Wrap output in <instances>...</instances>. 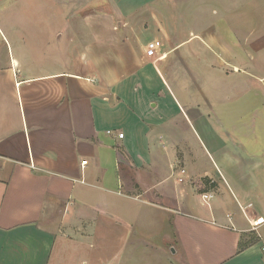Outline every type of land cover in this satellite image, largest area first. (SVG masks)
Masks as SVG:
<instances>
[{"label": "crops", "instance_id": "0c3cea01", "mask_svg": "<svg viewBox=\"0 0 264 264\" xmlns=\"http://www.w3.org/2000/svg\"><path fill=\"white\" fill-rule=\"evenodd\" d=\"M35 2L0 0V264H128L140 252L118 229L146 206L170 212L187 264H264V154L213 138L225 125L211 122L197 79L213 67L218 26L193 46L194 35L174 39V0L149 11L95 0L90 14ZM152 40L161 47L147 56ZM204 177L212 192H201Z\"/></svg>", "mask_w": 264, "mask_h": 264}, {"label": "rangeland", "instance_id": "374dc122", "mask_svg": "<svg viewBox=\"0 0 264 264\" xmlns=\"http://www.w3.org/2000/svg\"><path fill=\"white\" fill-rule=\"evenodd\" d=\"M137 1L142 7L147 4L148 11L154 6L153 0H121V7L130 9L137 5ZM51 2L52 0L45 2V5L57 10V3ZM66 2L67 10L80 7L83 12L90 14L94 6L91 3L95 0ZM41 4L42 2L36 0L34 7ZM173 5L174 17L170 26H174L172 31L175 32L176 42L194 35L189 42L193 46L196 43L200 45L199 40L203 37L201 32L205 25L218 26V32L213 39L220 49L216 46L215 57L210 54L209 58L213 67L206 69L204 66L197 78L205 82L203 87L208 96V108L212 113L209 115L211 122L225 125L216 130L218 136L215 134L213 138H219L222 144H240L252 155L264 154V0H174ZM54 9L48 10L52 12ZM40 19L42 17H36L34 23L37 26L45 25ZM57 23L55 21L54 25L57 26ZM90 25L88 19L79 23L81 27ZM151 35L149 31L147 36ZM204 50L200 49L202 55L206 53ZM229 55L231 61H228ZM173 60L169 57L166 65L173 68ZM189 143L193 145V139ZM190 149L196 171L201 173L207 169L210 174L209 159L200 156L197 147ZM200 183L203 184L201 192H212L216 186L215 181L210 178L208 181L201 179ZM135 191L137 190L130 185L128 192ZM191 192L192 200L198 202L197 190L191 188ZM151 199L157 198L151 196ZM214 200L209 199L204 203ZM169 215L170 212H165L163 207L146 206L145 210H140V216L136 219H126L125 224L124 221L121 222L118 230L123 231L122 241H129L130 250L140 252L139 259L130 257L124 263L187 264L171 235V227L166 224V216ZM97 237H100L98 233ZM115 241H118L117 235ZM110 249L109 247L108 250ZM115 263L123 264V261L120 259Z\"/></svg>", "mask_w": 264, "mask_h": 264}, {"label": "built area", "instance_id": "2783aa9c", "mask_svg": "<svg viewBox=\"0 0 264 264\" xmlns=\"http://www.w3.org/2000/svg\"><path fill=\"white\" fill-rule=\"evenodd\" d=\"M160 47H161V42L159 40H152L147 43L145 53L147 56H155ZM107 133L111 134L112 131L108 130ZM123 136H124L123 132L117 133L118 138H123ZM85 163L86 161H82V164H85ZM180 172L183 173L184 170H181ZM178 182H183V179L181 177L178 178ZM202 197L205 200H209L212 197V195L210 193H203Z\"/></svg>", "mask_w": 264, "mask_h": 264}, {"label": "trees", "instance_id": "16d2710c", "mask_svg": "<svg viewBox=\"0 0 264 264\" xmlns=\"http://www.w3.org/2000/svg\"><path fill=\"white\" fill-rule=\"evenodd\" d=\"M201 179H202L203 181H208V180H209L208 177H204V178H201ZM255 241H256V239H255V235H250L249 238H248V240L244 241L243 243L241 242L240 247H241V248H242V247H246L247 245L252 244V243H254Z\"/></svg>", "mask_w": 264, "mask_h": 264}, {"label": "water", "instance_id": "95a60500", "mask_svg": "<svg viewBox=\"0 0 264 264\" xmlns=\"http://www.w3.org/2000/svg\"><path fill=\"white\" fill-rule=\"evenodd\" d=\"M172 252H173V249H172Z\"/></svg>", "mask_w": 264, "mask_h": 264}]
</instances>
